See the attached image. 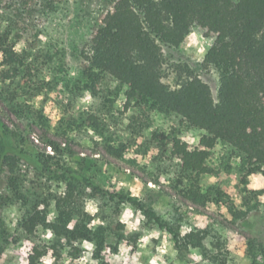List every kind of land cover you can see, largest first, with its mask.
Returning <instances> with one entry per match:
<instances>
[{
	"label": "rangeland",
	"instance_id": "1",
	"mask_svg": "<svg viewBox=\"0 0 264 264\" xmlns=\"http://www.w3.org/2000/svg\"><path fill=\"white\" fill-rule=\"evenodd\" d=\"M115 2L62 0L55 12L35 15L32 29L17 45L31 58L40 51L45 64L36 85L22 90L19 78L3 82L0 56V119L27 133L25 149L30 154L55 157L66 167L84 170L107 190L138 198L180 235L183 231L181 236L203 232V247L178 245L172 234L128 203L86 195L81 206L91 216L90 226L105 231L107 247L100 260L93 257V243L76 242L74 247L81 250L77 257L76 248L53 235L49 238L47 229L40 227L32 236L23 233L18 222L24 211L9 201L0 209L5 234L0 239V264H28L36 247L46 252L41 264H151L153 260L155 264H264V174L247 176L238 153L219 142L208 160L214 173L204 176L201 184L204 191L220 189L227 197L224 203L196 204L186 197L187 178L170 138L178 136L195 147L204 132L187 126L175 114L140 108L135 101L128 105L126 89L110 79L97 91L90 89L84 76L87 43ZM207 40L194 29L179 48L163 49L164 84L177 89L195 77L210 87L217 100L219 73L204 65ZM51 141L59 145L60 153L48 146ZM22 181L23 189L39 202L61 195L66 188L65 183L39 178L28 166L22 167ZM228 200L247 215L233 217ZM89 204L94 211L88 210ZM56 217L52 199L48 218Z\"/></svg>",
	"mask_w": 264,
	"mask_h": 264
},
{
	"label": "trees",
	"instance_id": "2",
	"mask_svg": "<svg viewBox=\"0 0 264 264\" xmlns=\"http://www.w3.org/2000/svg\"><path fill=\"white\" fill-rule=\"evenodd\" d=\"M61 2L0 0L4 83L19 78L22 90L36 85L46 56L39 51L31 58L25 50L13 49L32 29L35 15L55 12ZM194 29L213 41L204 65L219 73L217 100L210 87L198 78L191 77L177 89L162 80L163 49L179 48ZM87 46L84 76L92 91L110 79L126 89L128 105L135 101L140 108L175 114L187 126L204 132L195 147L178 136L170 138L173 154L181 161L182 174L187 178L189 200L201 206L213 201L224 203L225 193L216 188L204 191L201 184L204 176L214 173L208 160L219 142L238 153L247 176L264 174V0H116L102 15ZM0 136V209L9 201L19 204L24 213L18 228L26 235H34L41 227L71 247L88 241L95 246L93 257L104 260L105 231L90 226L91 216L81 206L83 198L90 195L132 205L166 229L185 249L203 247V232L181 236L138 198L107 190L84 170L66 167L59 160L55 162V157L30 154L25 149L27 133L13 130L1 119ZM47 144L55 153L61 152L56 142ZM24 166L34 169L39 178L65 183V190L61 195L34 201L23 189ZM52 199L57 217L51 221L48 213ZM228 205L233 217L247 215L238 212L232 201L228 200ZM69 224L73 225L71 229ZM4 236L0 224V239ZM76 252L78 257L81 250L76 248ZM45 254L42 248H34L28 264H41Z\"/></svg>",
	"mask_w": 264,
	"mask_h": 264
},
{
	"label": "clouds",
	"instance_id": "3",
	"mask_svg": "<svg viewBox=\"0 0 264 264\" xmlns=\"http://www.w3.org/2000/svg\"><path fill=\"white\" fill-rule=\"evenodd\" d=\"M212 42H213L212 40H207V41H205V43H206L209 47H211ZM13 50L16 51V52H19V51H20V46L17 45L16 48H14ZM202 51H203V49H202ZM40 207L43 208V205H41ZM88 210L94 211V209H92L91 204H89V206H88ZM72 227H73V225H72V224H69V228L71 229ZM184 234H185V233L182 231L181 235H184ZM52 235H53V233L49 230V232H48V237L51 238ZM86 246H88V247H92L91 244H88V245H86ZM48 264H51V262L49 261ZM151 264H155V260H153V261L151 262Z\"/></svg>",
	"mask_w": 264,
	"mask_h": 264
}]
</instances>
